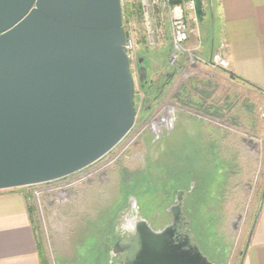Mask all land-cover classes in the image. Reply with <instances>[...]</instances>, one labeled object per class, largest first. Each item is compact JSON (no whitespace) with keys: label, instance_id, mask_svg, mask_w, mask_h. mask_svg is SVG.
I'll return each mask as SVG.
<instances>
[{"label":"rangeland","instance_id":"obj_1","mask_svg":"<svg viewBox=\"0 0 264 264\" xmlns=\"http://www.w3.org/2000/svg\"><path fill=\"white\" fill-rule=\"evenodd\" d=\"M122 2L134 11L129 18L153 92L132 66L137 118L127 136L71 176L20 188L34 209L39 247L48 264H109L122 225L142 215L164 227L182 190L202 253L216 264H239L264 195V93L197 54L202 22L188 46L197 50L173 63L167 16L159 44L148 46L138 0Z\"/></svg>","mask_w":264,"mask_h":264},{"label":"water","instance_id":"obj_2","mask_svg":"<svg viewBox=\"0 0 264 264\" xmlns=\"http://www.w3.org/2000/svg\"><path fill=\"white\" fill-rule=\"evenodd\" d=\"M128 36L122 0H0V190L71 176L127 136L137 118ZM183 195L160 229L142 215L122 225L109 264H216L189 232L175 236Z\"/></svg>","mask_w":264,"mask_h":264},{"label":"crops","instance_id":"obj_3","mask_svg":"<svg viewBox=\"0 0 264 264\" xmlns=\"http://www.w3.org/2000/svg\"><path fill=\"white\" fill-rule=\"evenodd\" d=\"M204 1L206 13L199 21L206 36L197 54L211 59L226 44L222 55L228 65L222 68L264 93V0ZM20 188L0 190V264H44L29 201ZM241 256L239 264H264V196Z\"/></svg>","mask_w":264,"mask_h":264},{"label":"built area","instance_id":"obj_4","mask_svg":"<svg viewBox=\"0 0 264 264\" xmlns=\"http://www.w3.org/2000/svg\"><path fill=\"white\" fill-rule=\"evenodd\" d=\"M145 29L146 43L148 46L158 45L161 33L159 31L164 15L167 16L170 30L171 42L174 47L172 62L183 60L184 56L196 51V47H188L192 34L198 33L199 16L196 0H138ZM124 27L128 31L125 49L131 61V66L138 65L139 51L138 39L135 36L130 18L124 20ZM227 48L221 44L211 57L213 65L226 67L228 62L222 55ZM61 188V187H60ZM52 190V189H51Z\"/></svg>","mask_w":264,"mask_h":264},{"label":"flooded vegetation","instance_id":"obj_5","mask_svg":"<svg viewBox=\"0 0 264 264\" xmlns=\"http://www.w3.org/2000/svg\"><path fill=\"white\" fill-rule=\"evenodd\" d=\"M138 69L140 70V71H142V74H144V66H143V60H142V62L141 63H139V61H138ZM171 76V75H170ZM146 76H144V81H143V85H142V87H144L145 88V90L146 91H148V93L149 92H153L152 90V88L150 87V85H147V83H148V81H147V78H145ZM169 76L167 75V78H168ZM170 78V77H169ZM169 80L170 79H168L167 81H166V84L169 82ZM166 84L165 83H162V85L160 86V87H158V88H156V91H155V94H154V96L156 95V97L158 96V93L159 92H162V90H163V87H165L166 86ZM149 88V89H148ZM162 88V89H161ZM172 214V213H171ZM171 221H172V219H171ZM175 227H176V231H175V236H178V237H182L183 235H185L186 233H190V229H189V221H188V219H187V217H186V215L184 214V211H183V209H182V213H181V216H180V219L179 220H177V223H176V225H175ZM190 235H191V240L194 242V239H193V236H192V234L190 233ZM118 237H120V236H117V237H115V239L117 240V238Z\"/></svg>","mask_w":264,"mask_h":264},{"label":"trees","instance_id":"obj_6","mask_svg":"<svg viewBox=\"0 0 264 264\" xmlns=\"http://www.w3.org/2000/svg\"><path fill=\"white\" fill-rule=\"evenodd\" d=\"M196 3H197V12H198V16H199V19H201L202 17H203V15H204V13H205V11H204V6H203V4H204V0H196ZM139 8V7H138ZM132 13H134V11L133 10H130V7L126 10V9H124V20H126V18L127 17H130V14H132ZM231 75H233V77H235V78H237V79H239V80H242L240 77H237L236 75H234L233 73L231 74ZM247 82V81H246ZM247 84H250L251 85V83H249V82H247ZM251 87H253V88H255L256 90H261V89H259L258 87H256L255 85H251ZM264 196V195H263ZM263 199V198H262ZM29 210H30V215H31V218H32V221L33 222H35V217H34V214H33V212H34V209H33V207H29ZM42 250V252H43V259H44V264H48L47 263V260L45 259V257H44V251H43V249H41Z\"/></svg>","mask_w":264,"mask_h":264},{"label":"bare ground","instance_id":"obj_7","mask_svg":"<svg viewBox=\"0 0 264 264\" xmlns=\"http://www.w3.org/2000/svg\"><path fill=\"white\" fill-rule=\"evenodd\" d=\"M158 123H159V121H156V122L154 123V125H155V126H157V125H158Z\"/></svg>","mask_w":264,"mask_h":264}]
</instances>
